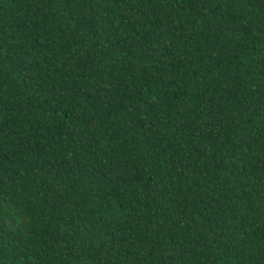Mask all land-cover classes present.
Listing matches in <instances>:
<instances>
[{
    "label": "trees",
    "instance_id": "1",
    "mask_svg": "<svg viewBox=\"0 0 264 264\" xmlns=\"http://www.w3.org/2000/svg\"><path fill=\"white\" fill-rule=\"evenodd\" d=\"M0 264H264V0H0Z\"/></svg>",
    "mask_w": 264,
    "mask_h": 264
}]
</instances>
